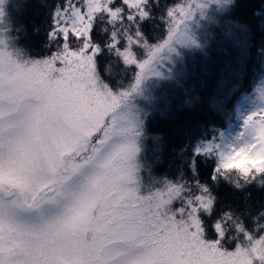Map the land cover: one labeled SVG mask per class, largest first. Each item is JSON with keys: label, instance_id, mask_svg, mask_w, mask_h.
Segmentation results:
<instances>
[{"label": "snow or ice", "instance_id": "obj_1", "mask_svg": "<svg viewBox=\"0 0 264 264\" xmlns=\"http://www.w3.org/2000/svg\"><path fill=\"white\" fill-rule=\"evenodd\" d=\"M84 2L83 10L73 9L76 26L60 29L59 53L21 63L0 51V264H264V236L252 239L240 224L249 245L229 250L220 239L203 238L197 212L209 211L212 198L195 197L190 214L178 208L177 218L167 206L181 196V186L166 183L147 196L138 191L139 132L122 108L153 61L165 49L174 51L173 41L195 44L181 29L191 7L178 3L167 10L172 24L157 44H145L146 54L130 50L131 37L125 46L112 33L109 47L137 69L128 90L113 92L99 81L92 22L101 11L110 20L122 18L124 9L113 7L121 2L144 19L147 0ZM73 40L82 46L72 49ZM257 91L264 99V86ZM255 115L244 120L254 142L224 155L216 171L264 173V109L256 123ZM214 227L223 237L220 224Z\"/></svg>", "mask_w": 264, "mask_h": 264}, {"label": "trees", "instance_id": "obj_2", "mask_svg": "<svg viewBox=\"0 0 264 264\" xmlns=\"http://www.w3.org/2000/svg\"><path fill=\"white\" fill-rule=\"evenodd\" d=\"M67 1L7 0L5 18L12 47L28 59L57 51L63 43L61 35L51 38L49 34L56 9ZM179 1L147 0L142 6L148 13L144 19L135 14V19L128 20L131 11L122 2L113 5L124 9L120 20H109L103 12L95 16L91 42L100 47L96 65L102 82L122 88L133 77V66L123 68L116 49L109 47L112 33L124 45L133 29L147 41H159L167 31V10ZM219 16L217 24L207 25L209 37L203 49L182 54L184 74L161 83L152 105L146 107L150 112L144 120L140 175L152 182L180 183L192 195L203 192L201 186L207 188L204 193L213 204L198 214L204 238L220 239L221 246L230 250L245 240L237 224L249 237L264 234V173L216 172L219 160L215 154L197 153L196 149L236 121L239 100L254 93L264 74V0H232ZM80 41H71V46ZM108 65L110 76L105 72ZM216 223L223 237L217 236Z\"/></svg>", "mask_w": 264, "mask_h": 264}, {"label": "rangeland", "instance_id": "obj_3", "mask_svg": "<svg viewBox=\"0 0 264 264\" xmlns=\"http://www.w3.org/2000/svg\"><path fill=\"white\" fill-rule=\"evenodd\" d=\"M6 1L7 0H0V41H3V43L0 44V51H6L10 53L14 59L18 60L21 63H25V62L44 60L45 58L50 57L53 53H59L62 50L63 43L61 44V47H59L57 51L51 53V55L44 58L28 59L20 55V53L17 52V50L14 49L10 44V38L8 36V28L5 18ZM231 1L232 0H228L227 3H224V0H180L178 2L179 4L190 6L192 9L191 18L190 19L185 18L183 20L181 24V29L184 30L195 41V44L185 45L173 41L171 46L174 49V51H168L167 49H165L161 53V56L153 61L150 69L145 74L137 90L131 93V95L129 96L128 100L126 101L125 105L122 108V111H124L127 114L129 122L139 132V135L136 137V146L138 148V152L136 153L135 156V164L137 166L135 175H136V182H137L139 194L142 196H147L152 192H155L157 190H162L165 188L166 183H171L181 186V188L183 189L181 196L176 200H173V202L167 206L168 210L175 213L177 218H179L181 215L176 211L178 208H183L184 209L183 216L187 217L191 212V206L198 204V201H196L195 197L208 196V195H206L204 192H201L197 195H192L190 194L189 191L185 193L184 190L186 189H184L180 183L179 184L172 183L170 181H164V180L152 182L141 178L140 173L143 169L141 157L144 149L143 148L144 120L149 111V109H146V107L149 106L150 103L152 105V101L155 97V92L158 91L157 89H159L158 87L161 85V83H167L169 81L175 80L184 74V66H183L184 57L182 54L192 49H199V50L203 49L204 47L203 44L207 42V39L209 37L207 35V31H208L207 25H209V23L211 22H213V24L215 23L217 24L219 19L218 17H220L219 15L224 13V10L228 6V4L231 3ZM105 3H107V0H101L102 6ZM178 3L171 6L170 8H175ZM198 4L201 5V7H197ZM74 8H81L83 10L85 8L84 0H68L62 8L56 9L54 13V21H53L54 24L53 25L54 28L52 32L53 35H51V38L56 37L58 34L62 36V32L60 31V29L65 26H72V27L76 26L75 23L76 17L73 15ZM129 11H131V15L133 16L138 13V9H129ZM176 18L179 19L178 16ZM172 20L173 18H170L167 15V22H168L167 29L172 24ZM137 33L138 32L135 29H133L132 33H128L130 35L128 34L126 35H128L127 36L128 38L131 37L132 40L136 41L134 45L130 46V50L133 49V51L136 52L138 56L141 55L143 52L146 54L150 50V48L144 47L146 43L149 46H152L160 41V39L159 41L158 40L147 41L146 39H143L140 36V34L137 35ZM128 43H129V39H127L125 46H128ZM81 46H82V41H80L76 46L72 45L71 48L79 49ZM145 58L146 56H140L141 60ZM120 61L122 67L125 69H127V67L133 66V71H132L133 77L130 82L128 81V79H126V84L122 88L120 87L113 88L107 85L109 89L112 90L113 92H118V91L122 92L128 90L131 84L134 82L135 73L137 71L134 65H126L123 62L122 58L120 59ZM109 68L110 67L108 65L105 72L107 75L110 76L111 69ZM112 71L111 73L113 74ZM99 81L101 84L106 85L104 82L101 81L100 78ZM118 83L120 84L122 83L121 78H119ZM261 86H264V74L262 75V78L259 80V83L256 85L254 93L252 95H244L239 100L237 104L236 121L232 125H229L228 128L221 131L216 138L213 137L210 140L200 142L197 148L205 149L208 148V146H211L210 150H208L207 152L201 151L200 153L212 154V155L215 154L217 159L220 161L224 155H227L233 152V150H236L239 147L244 146L247 142L250 141L254 142V135H253L254 129L249 125H245L244 120L249 115L255 113L256 115L254 116V123L259 121L261 110L264 109V99H261L260 94L257 91L258 88H261ZM222 170L223 169L219 171ZM189 201L191 202V204L188 203ZM201 211H205V210L202 208L198 209L197 215ZM261 236H264V234H262ZM203 238H204V234H203ZM258 238H252V239H258ZM251 242L252 241L250 239L245 237L243 243H240L239 245H249Z\"/></svg>", "mask_w": 264, "mask_h": 264}]
</instances>
